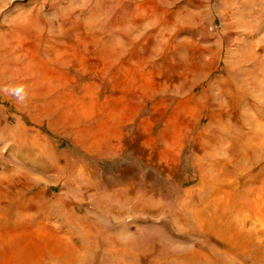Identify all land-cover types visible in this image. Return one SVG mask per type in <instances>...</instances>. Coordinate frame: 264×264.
<instances>
[{
	"label": "rangeland",
	"instance_id": "rangeland-1",
	"mask_svg": "<svg viewBox=\"0 0 264 264\" xmlns=\"http://www.w3.org/2000/svg\"><path fill=\"white\" fill-rule=\"evenodd\" d=\"M0 264H264V0H0Z\"/></svg>",
	"mask_w": 264,
	"mask_h": 264
}]
</instances>
